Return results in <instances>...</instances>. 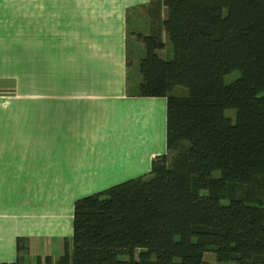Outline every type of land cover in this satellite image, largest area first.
I'll return each instance as SVG.
<instances>
[{
	"label": "trees",
	"instance_id": "trees-1",
	"mask_svg": "<svg viewBox=\"0 0 264 264\" xmlns=\"http://www.w3.org/2000/svg\"><path fill=\"white\" fill-rule=\"evenodd\" d=\"M151 2L166 8L173 56L158 55L160 34H139L145 52L129 92L166 98V152L147 174L78 198L71 248L44 262L203 264L213 252L218 264H264V202L250 197L264 184V0Z\"/></svg>",
	"mask_w": 264,
	"mask_h": 264
},
{
	"label": "crops",
	"instance_id": "crops-1",
	"mask_svg": "<svg viewBox=\"0 0 264 264\" xmlns=\"http://www.w3.org/2000/svg\"><path fill=\"white\" fill-rule=\"evenodd\" d=\"M165 16L151 0H0V262L55 259L71 248L78 198L166 152V98L129 92L138 35L164 42Z\"/></svg>",
	"mask_w": 264,
	"mask_h": 264
},
{
	"label": "rangeland",
	"instance_id": "rangeland-1",
	"mask_svg": "<svg viewBox=\"0 0 264 264\" xmlns=\"http://www.w3.org/2000/svg\"><path fill=\"white\" fill-rule=\"evenodd\" d=\"M142 21V20H141ZM142 28H141V31H145L147 32L146 30V27L148 26V21L147 20H143L142 23L140 22L139 23ZM130 32L134 31V30H137V27L134 23V19H131L130 20ZM136 38L133 37L132 33L130 34V40H129V45L132 46L136 43ZM157 53L159 54L160 57L164 58V59H170L172 56H173V47L170 43V41L168 40V38L166 37L164 39V45L163 47L159 48L156 50ZM240 76V71L239 70H234L230 73H227L225 74L224 76V82L225 83H230L231 81H233L234 79H236L237 77ZM188 93V90L187 88L185 87H182V86H177L174 88L173 90V94H176V95H186ZM225 113L230 116L232 119H234V116H235V111L233 109H228L225 111ZM220 175V172L218 170H214L212 171L211 173V176L212 177H218ZM260 180V184L261 186L259 185H255L253 186V189L250 190L251 192V196L252 198L254 199H259L261 200L262 202H264V184L261 182L263 181L262 178L259 179ZM246 186H241V185H236L235 186V190L237 192V194H241V195H244V191H246ZM201 193H206V189H201ZM240 196V195H239ZM228 200L227 199H223V202H227ZM120 258H126L125 255H120L119 256ZM225 264H233L232 262L231 263H225Z\"/></svg>",
	"mask_w": 264,
	"mask_h": 264
}]
</instances>
